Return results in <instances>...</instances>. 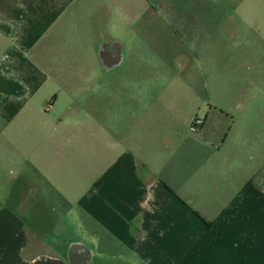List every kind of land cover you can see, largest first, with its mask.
<instances>
[{"label":"crops","instance_id":"obj_1","mask_svg":"<svg viewBox=\"0 0 264 264\" xmlns=\"http://www.w3.org/2000/svg\"><path fill=\"white\" fill-rule=\"evenodd\" d=\"M143 1L160 8L152 20L185 21L202 3ZM138 8L0 0V264H264V161L222 162L220 149L206 144L202 156L194 141L179 157L185 140L153 124L166 113L154 107L160 97L123 95L129 80L95 76L126 64ZM260 80H230L228 96L221 81L212 90L217 101H249ZM248 106L238 105V127ZM73 124L94 135L76 155ZM91 152L97 160L82 172Z\"/></svg>","mask_w":264,"mask_h":264},{"label":"rangeland","instance_id":"obj_2","mask_svg":"<svg viewBox=\"0 0 264 264\" xmlns=\"http://www.w3.org/2000/svg\"><path fill=\"white\" fill-rule=\"evenodd\" d=\"M135 1H138L140 20L134 27L139 32L131 30L124 37L133 44L132 51L127 53L126 64L116 73L103 74L101 70L95 76L115 79V83H119L118 78L129 80L127 82L131 85H121L124 91L120 87L123 95L132 90L150 99L160 97L162 100L154 107L164 109L166 113L153 124L163 125L156 130L173 127L176 135L185 140L186 145L179 147V157L189 151L190 143L194 141L195 144H203L202 156L206 153V144L220 149L213 156L222 162L227 156L264 161V0H202L201 5L186 8L185 21L169 19L166 14L165 18L152 20L160 8L151 2ZM191 15H196V18H189ZM246 77L261 78L259 84L249 89V101L227 98L217 101L219 98L212 90L215 83L219 87L221 81L225 86L222 87L224 95L228 96L234 87L230 80L238 82L239 78L244 80ZM144 79L149 80L142 84ZM253 88H257L255 92ZM239 104L249 105L254 112L247 116L244 125L238 127L237 121L242 119V114L238 113ZM214 105L226 111L229 109L228 113L236 115L235 121L228 113L222 114L221 110L220 113L211 111ZM195 120L202 124L193 131ZM77 126L73 124L68 128V135L74 136L75 155L81 143L94 138L93 134H82ZM202 128L205 129L203 135L198 136L200 140L191 136L200 133ZM246 131H252V134L244 136ZM223 143H226L225 147H222ZM90 160H86L82 172L97 160L93 152ZM82 184L79 177L76 185Z\"/></svg>","mask_w":264,"mask_h":264},{"label":"built area","instance_id":"obj_3","mask_svg":"<svg viewBox=\"0 0 264 264\" xmlns=\"http://www.w3.org/2000/svg\"><path fill=\"white\" fill-rule=\"evenodd\" d=\"M49 108L51 107V105L48 106ZM202 124V122H200L199 120L196 121V124L192 127L193 131H196V127H200Z\"/></svg>","mask_w":264,"mask_h":264},{"label":"trees","instance_id":"obj_4","mask_svg":"<svg viewBox=\"0 0 264 264\" xmlns=\"http://www.w3.org/2000/svg\"><path fill=\"white\" fill-rule=\"evenodd\" d=\"M196 121H197V120H195V122H194L193 126L196 124Z\"/></svg>","mask_w":264,"mask_h":264}]
</instances>
